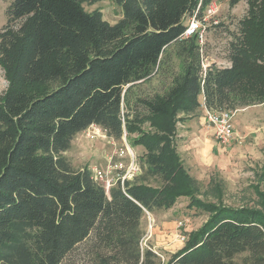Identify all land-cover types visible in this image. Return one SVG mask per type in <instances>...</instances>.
I'll return each instance as SVG.
<instances>
[{"label": "trees", "instance_id": "16d2710c", "mask_svg": "<svg viewBox=\"0 0 264 264\" xmlns=\"http://www.w3.org/2000/svg\"><path fill=\"white\" fill-rule=\"evenodd\" d=\"M115 1L123 17L113 24L81 0H12L5 11L0 264H264V213L194 194L175 120L201 106L220 111L264 102V0H246L230 66L205 70L197 36L180 35L188 17L212 0ZM172 52L180 61L170 83L139 96V86L168 73ZM91 125L118 142L126 132L132 145H142L141 173L106 192L90 168H75L64 152ZM151 177L161 184L150 185ZM181 196L210 215L162 262L141 245L142 218Z\"/></svg>", "mask_w": 264, "mask_h": 264}, {"label": "rangeland", "instance_id": "374dc122", "mask_svg": "<svg viewBox=\"0 0 264 264\" xmlns=\"http://www.w3.org/2000/svg\"><path fill=\"white\" fill-rule=\"evenodd\" d=\"M11 2L0 0V29L6 22L5 11ZM211 3L215 11L203 20L204 37L199 42L204 70L212 63L218 67L230 66V42L247 10L246 0H240L234 6L229 4V0H212ZM81 5L86 11L99 10L111 24L123 17V6L115 0H81ZM208 7L203 10V15ZM179 61L172 52L168 73L139 86L138 95L148 96L163 89L164 83H170L169 75L179 70ZM6 87L7 80L0 67V92ZM205 111L201 106L197 115L189 117L182 114L180 120L175 119L178 153L184 168L195 180L194 194L202 201L217 206L243 207L264 213V102L230 110L231 127L227 138L225 135L223 138L217 136L216 126L205 117ZM140 126L149 128L147 122ZM126 143L132 148L139 167L144 147L132 145L126 139V132L122 142H118L108 137L97 125L76 134L70 149L64 154L75 168L88 167L92 171L98 167L107 170L109 164L121 162L125 166L122 168L124 171L126 166L128 170L131 157H119L116 151ZM140 170L141 167L138 171L134 170L129 179L139 175ZM148 182L152 186L161 184L154 177ZM188 203L189 199L181 196L167 209L145 211L141 222V245L156 251L162 262L183 247L186 232L200 228L210 215L202 209L188 207ZM84 246L85 243L78 245V258L83 252L80 248Z\"/></svg>", "mask_w": 264, "mask_h": 264}, {"label": "built area", "instance_id": "2783aa9c", "mask_svg": "<svg viewBox=\"0 0 264 264\" xmlns=\"http://www.w3.org/2000/svg\"><path fill=\"white\" fill-rule=\"evenodd\" d=\"M211 4H209L207 13L205 12V15H203V12L199 14V12L196 11L191 16L188 17L184 31L180 35L181 39H185L190 36L196 35L199 42L203 40L204 37V30L202 24L203 20L207 19V17L211 16V14L214 13L215 11L214 6ZM205 110H206L205 117H207L209 121H211L216 126L217 136L223 138L225 135V137L227 138L231 127L230 124V119L232 117L231 111L230 110L216 111V110H209L207 108H205ZM116 153L119 157H123L124 155H129L131 157L128 170H127V166L124 171L122 170V168H124L125 166H123L121 162L109 164L107 166L108 167L107 170H103L98 167H95L94 170H92V178L96 181L101 182L104 185L106 192H108L110 187L114 185L117 181H119L120 184H123V182L126 179H129V177L133 176L134 170L138 171L139 169L138 164L134 160V152L127 143L123 148L118 149Z\"/></svg>", "mask_w": 264, "mask_h": 264}]
</instances>
